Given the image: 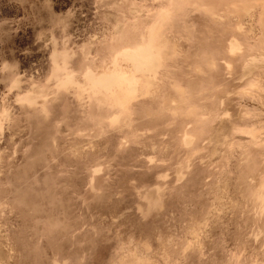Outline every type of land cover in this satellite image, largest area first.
<instances>
[{"label": "rangeland", "instance_id": "374dc122", "mask_svg": "<svg viewBox=\"0 0 264 264\" xmlns=\"http://www.w3.org/2000/svg\"><path fill=\"white\" fill-rule=\"evenodd\" d=\"M0 264H264V0H0Z\"/></svg>", "mask_w": 264, "mask_h": 264}]
</instances>
